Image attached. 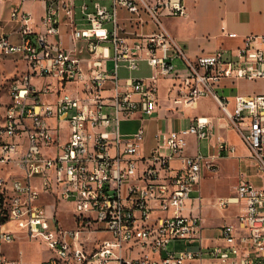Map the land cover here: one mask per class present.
Listing matches in <instances>:
<instances>
[{"label":"built area","instance_id":"built-area-1","mask_svg":"<svg viewBox=\"0 0 264 264\" xmlns=\"http://www.w3.org/2000/svg\"><path fill=\"white\" fill-rule=\"evenodd\" d=\"M110 1L53 0L43 34L29 25L32 13L14 8L21 41L0 37V63L15 57L25 65L0 83V243L14 244L21 231L40 238L50 254L41 264H264V187L245 178L235 195L215 200L220 209L239 205L235 221L220 229L224 243L204 244L203 168L236 156L237 147L219 136L206 153L187 149L191 136L211 142L216 122L195 117L184 129L158 132L150 149L145 123L160 108L161 78L172 76L185 108L203 97L220 104L227 121L220 127L237 131L264 179V94L238 95L231 110L216 87L227 77L264 78V35L191 59L162 20L187 15L184 0ZM121 7L131 27L121 23ZM63 13L74 24L67 41ZM149 21L156 28L140 32ZM142 62L149 77L121 75ZM137 116L141 126L125 134L123 121ZM63 203L72 204L75 227L61 225ZM12 222L18 231L6 228ZM0 264L33 263L4 252Z\"/></svg>","mask_w":264,"mask_h":264},{"label":"crops","instance_id":"crops-1","mask_svg":"<svg viewBox=\"0 0 264 264\" xmlns=\"http://www.w3.org/2000/svg\"><path fill=\"white\" fill-rule=\"evenodd\" d=\"M53 0H0V37L7 36L12 43H19L21 41L20 34V22L13 20L11 14L14 8H20L24 11L32 13V19L29 25L32 26L35 33L43 34L46 32V27L43 25V18L47 14V6ZM188 7V13L182 17H163L164 28L170 34L172 38L184 49L186 55L191 59H195L202 54H213L217 52L219 48H226L233 50L243 45L244 38L250 36V34L264 35V0H184ZM103 3L111 5L110 0H102ZM80 1H77V5H80ZM119 15L121 23L131 27L129 18L131 14L126 8L121 7L119 9ZM147 18V17H146ZM148 19V18H147ZM75 24L81 25V13L78 7V13L75 16ZM60 30L64 38L73 29L74 24L72 20L65 14H62L60 19ZM156 28L154 22L149 21L140 32L149 34ZM237 33L238 37H228L230 33ZM10 60L14 63L15 68H18L20 60H15V57H11L2 62ZM23 63V62H22ZM145 74L140 77H149L152 72L151 68L146 62ZM140 64V66H141ZM177 72L180 74L186 73L185 63L182 60H174ZM217 92L219 96L226 97L230 101V109L234 110L235 97L251 96L264 94V78L259 79H243V78H223L217 84ZM159 110L151 117L145 118L147 127L146 140L149 135L151 137L152 144L146 146L148 149L152 148L157 143L155 135L158 132H168L171 130H180L188 127L192 124V120L195 117L208 116L216 122V134L208 143L216 144L218 137L225 138L232 145L237 147L236 156L234 157H221L212 166H204L203 180L201 183L202 189V214L204 217V209L211 207L218 210L220 213V222H208L204 219V239L206 245H222L223 239L219 238V232L222 225L225 222H234L235 215L238 213L239 205H232L227 209H220L215 205L216 198L229 197L236 194L237 185L241 179H247L253 184L264 187V179L258 175L256 170V163L250 158L249 151L237 131L230 128H222L220 124H225L227 121L222 117L224 112L220 107V104L214 98L203 97L198 103L197 107H187L183 105V100L178 97L177 91L180 90V81L172 76L161 78L159 83ZM192 111V114L184 116L189 122L188 126H182L183 115L186 111ZM123 132L125 134H132L141 126L140 117H134V119L123 121ZM154 125V129L153 126ZM156 126V127H155ZM202 141H198L194 136L189 137V146L187 154L194 155L201 151ZM203 153V152H202ZM233 172L235 175L229 174ZM208 174L210 175L209 182L213 181V187L210 186V195L206 196L204 193V186L207 182ZM231 175V176H230ZM238 180L233 193L225 191L222 194L218 192V196L212 197L214 189L219 187V184L225 180ZM194 199L191 201V205H196L198 200L197 194L193 195ZM207 202V203H205ZM205 203V204H204ZM210 208V209H211ZM195 210L194 213H197ZM208 222V223H207ZM185 246L184 243H181ZM194 248V247H193ZM201 264L200 261H192L193 263ZM206 264V261L204 262Z\"/></svg>","mask_w":264,"mask_h":264},{"label":"rangeland","instance_id":"rangeland-1","mask_svg":"<svg viewBox=\"0 0 264 264\" xmlns=\"http://www.w3.org/2000/svg\"><path fill=\"white\" fill-rule=\"evenodd\" d=\"M19 66L18 68H15V65L12 61L7 60L6 62H1L0 63V83L5 81L6 79H10V78H16L19 77V75L21 74L22 70L24 69L25 65L22 62H19ZM146 71V66L145 64H141L140 68L138 70H133V72L129 73L128 71L121 69L120 73L122 76L124 77H128V76H142L145 74ZM192 111H186L185 114L183 115V119H182V126H188L189 122L186 118H184V116L192 114ZM153 129H154V125ZM156 127V126H155ZM148 144L151 145L152 141L151 137L149 135L148 137ZM201 151L206 153L207 152V143L206 141H202V145H201ZM229 174L231 175H235L233 172H230ZM211 174H208L207 177V182L204 186L205 190L204 193L206 196L210 195V186L213 187V184L215 185L216 183L213 181V183L209 180H211L210 178ZM230 175V176H231ZM239 180V179H238ZM238 180L234 179V180H225L220 182L219 184H217L219 187L214 189V192L212 193V197L215 198L216 196L222 194L225 191H231L233 193V191L235 190V187L238 183ZM218 192L220 194H218ZM207 203V202H205ZM204 203V204H205ZM209 208H205L204 209V219L208 220V222H220L219 218H220V213L218 210L215 209H210ZM74 209L72 204L70 203H63L61 205V211H60V223L62 226L66 227V228H70V227H75L74 226ZM207 222V223H208ZM6 228L12 229L13 231H18V229H20L18 227V225L14 222L8 224L6 226ZM19 234V232H17ZM21 235L20 239H17L15 241L14 244H7V243H0V254L4 253L9 256V257H23V259L29 263H33V264H41L45 259H47L49 257V248L46 245V243H44L40 238L35 239V240H29L26 236V232L25 231H21V233L19 234ZM173 246V245H172ZM171 246V247H172ZM177 248L179 250L184 249V245L183 244H178ZM193 264H197L196 262Z\"/></svg>","mask_w":264,"mask_h":264}]
</instances>
